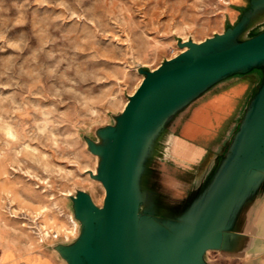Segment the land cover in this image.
I'll return each instance as SVG.
<instances>
[{
	"label": "rangeland",
	"instance_id": "obj_1",
	"mask_svg": "<svg viewBox=\"0 0 264 264\" xmlns=\"http://www.w3.org/2000/svg\"><path fill=\"white\" fill-rule=\"evenodd\" d=\"M249 1L0 0V253L61 256L81 231L72 196H105L86 138L115 124L141 68L223 32Z\"/></svg>",
	"mask_w": 264,
	"mask_h": 264
},
{
	"label": "water",
	"instance_id": "obj_2",
	"mask_svg": "<svg viewBox=\"0 0 264 264\" xmlns=\"http://www.w3.org/2000/svg\"><path fill=\"white\" fill-rule=\"evenodd\" d=\"M262 11L264 0H250L223 32L181 41L178 55L141 68L143 80L115 124L97 130L99 142L86 138L99 156L90 175L105 196L102 206L85 190L72 196L81 231L56 246L68 264H208V250L228 247L237 213L264 180V76L229 151L192 200L170 214L155 201L144 206L149 190L156 193L147 175L154 142L178 111L228 76L264 72V30L248 36Z\"/></svg>",
	"mask_w": 264,
	"mask_h": 264
},
{
	"label": "crops",
	"instance_id": "obj_3",
	"mask_svg": "<svg viewBox=\"0 0 264 264\" xmlns=\"http://www.w3.org/2000/svg\"><path fill=\"white\" fill-rule=\"evenodd\" d=\"M254 17L250 27L264 21V11ZM263 76L260 68L228 76L173 116L166 128L167 149L151 159L147 175V184L166 202L179 208L203 190L229 151ZM206 161V172L201 173ZM205 260L208 264H264V180L237 213L228 247L208 250ZM0 264L67 262L52 250L22 254L13 248L0 253Z\"/></svg>",
	"mask_w": 264,
	"mask_h": 264
},
{
	"label": "bare ground",
	"instance_id": "obj_4",
	"mask_svg": "<svg viewBox=\"0 0 264 264\" xmlns=\"http://www.w3.org/2000/svg\"><path fill=\"white\" fill-rule=\"evenodd\" d=\"M243 36H245V34H243ZM169 138H170V134L167 132V130H164L157 137V139L154 142L153 149L151 152L152 157H155L157 154H160L161 152L166 151L167 146L164 143H166L169 140ZM152 201H155L158 204V210L160 212L170 214L174 210H176V205L174 206L166 202L161 195L154 193L152 190H149L147 198L144 202V206H148Z\"/></svg>",
	"mask_w": 264,
	"mask_h": 264
}]
</instances>
